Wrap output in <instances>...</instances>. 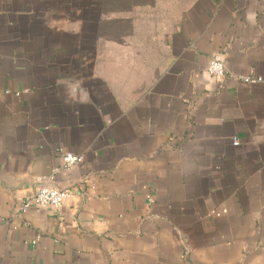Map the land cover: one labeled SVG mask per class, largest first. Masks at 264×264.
Segmentation results:
<instances>
[{
    "label": "crops",
    "instance_id": "1",
    "mask_svg": "<svg viewBox=\"0 0 264 264\" xmlns=\"http://www.w3.org/2000/svg\"><path fill=\"white\" fill-rule=\"evenodd\" d=\"M108 2L0 0V264H264V0H184L157 51Z\"/></svg>",
    "mask_w": 264,
    "mask_h": 264
},
{
    "label": "rangeland",
    "instance_id": "2",
    "mask_svg": "<svg viewBox=\"0 0 264 264\" xmlns=\"http://www.w3.org/2000/svg\"><path fill=\"white\" fill-rule=\"evenodd\" d=\"M184 0H109L107 7H130L129 12L123 13L122 20H126L128 26H135L138 39V48L144 47L147 42L153 43L154 51L160 49L162 36L172 32L175 28ZM116 20L120 19L118 13H114ZM113 12L107 19H113ZM111 21L112 24V20ZM134 22V24H133ZM133 24V25H132ZM126 29H122L124 32ZM153 35V38H151Z\"/></svg>",
    "mask_w": 264,
    "mask_h": 264
},
{
    "label": "built area",
    "instance_id": "3",
    "mask_svg": "<svg viewBox=\"0 0 264 264\" xmlns=\"http://www.w3.org/2000/svg\"><path fill=\"white\" fill-rule=\"evenodd\" d=\"M225 59L222 54H216L211 59L207 66V74L211 78L221 81L226 74ZM242 81L247 83H258L261 82L260 78L243 77ZM235 146L239 145L237 140L233 143ZM84 162L82 155H76L69 152L62 154V164L59 169L55 172L68 171L72 168L81 165ZM72 191L60 189L49 182L41 185L40 189L19 207V214L24 215L32 207L38 209H53L60 210L65 204L71 199Z\"/></svg>",
    "mask_w": 264,
    "mask_h": 264
}]
</instances>
